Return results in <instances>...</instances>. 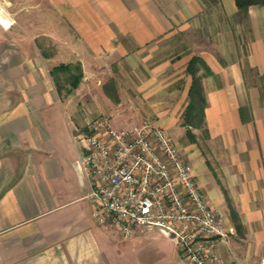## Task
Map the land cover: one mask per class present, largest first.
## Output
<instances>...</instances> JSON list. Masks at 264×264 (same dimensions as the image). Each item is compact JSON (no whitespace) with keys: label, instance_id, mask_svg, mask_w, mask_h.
Returning <instances> with one entry per match:
<instances>
[{"label":"crops","instance_id":"0c3cea01","mask_svg":"<svg viewBox=\"0 0 264 264\" xmlns=\"http://www.w3.org/2000/svg\"><path fill=\"white\" fill-rule=\"evenodd\" d=\"M216 1L221 43L196 52L211 72L202 77L204 128L216 169L213 173L204 161L195 175L234 229L226 243H217L221 264H257L264 256V7H249L240 16L234 0ZM44 2L57 24L47 14L42 31L34 16L26 25L14 18L8 30L0 25V264H186L171 238L159 232H137L124 240L112 226L95 221L91 188L79 166L82 150L73 138L80 122L58 95L50 70L60 63H79L84 74L114 64L131 67L130 54L145 63L157 44L196 28L201 1ZM243 27L245 49L237 40ZM39 39L55 40L65 55L45 56ZM187 50L168 66L172 74L165 86L161 70L154 74L156 89L160 86L154 98L167 102L155 109L157 124L174 141L184 128L191 83L176 73L196 54ZM246 70L255 73V81ZM111 113L115 127H129L128 111Z\"/></svg>","mask_w":264,"mask_h":264},{"label":"built area","instance_id":"2783aa9c","mask_svg":"<svg viewBox=\"0 0 264 264\" xmlns=\"http://www.w3.org/2000/svg\"><path fill=\"white\" fill-rule=\"evenodd\" d=\"M0 7V25L14 19ZM7 25V26H6ZM81 167L95 203L93 218L126 240L137 232L170 236L186 264H221L215 253L234 229L217 213L196 182L191 165L161 128H116L107 119L76 129ZM257 264H264L261 256Z\"/></svg>","mask_w":264,"mask_h":264},{"label":"rangeland","instance_id":"374dc122","mask_svg":"<svg viewBox=\"0 0 264 264\" xmlns=\"http://www.w3.org/2000/svg\"><path fill=\"white\" fill-rule=\"evenodd\" d=\"M200 1L204 10L202 18L196 21V28L191 29L189 32H184L181 35H176L173 38L169 37L157 44L158 49L155 52H147V61L145 63H143L142 60L139 61L135 54H130L131 67H124L123 64H114V66L109 69L87 70L88 72H86V74H84V70L81 67L83 78L79 87L81 86L82 89L77 96L74 95V92L71 96H65L64 90L66 85L63 83L62 76H60V85L62 87L64 86V89H62V98L67 101L68 108L74 110L75 117L77 121L79 120L80 122L77 126L78 129L81 128L86 130L88 125L92 122L103 119H107L109 123L115 127L111 113L112 110L121 111L125 109L130 114V119L128 120V122H130L128 123L129 127L140 125L143 121H146L152 127L163 129L168 138L178 149L180 156L185 162L192 166L194 175L195 169H197L195 166L202 168L204 161H206V166L210 171L213 172V170L216 169V166L212 163L213 157L211 151L205 142L208 139L206 128L188 129L184 127L181 122V126L184 128L181 130L177 128L180 130V133L177 134L176 141H174L166 128L157 124L158 116L155 112L156 108L163 107L165 103L167 104V102L159 99L157 100V98L155 100L154 98V89H156L154 85L155 72H160L161 70L162 76L159 80H163L167 77L162 82V86H165V83L170 82L171 77L169 75L172 74V70H170L168 66L175 64L180 56L186 55L187 49L188 53L192 51L196 53L201 49H212L213 45L221 43L219 39L222 37H219L217 34V30L220 26L218 25L217 16L214 15L217 1ZM1 3L4 4L6 12L10 14L13 19L20 17L24 25H26V18L34 16L35 28L42 31V29H39V26L42 25L41 19L43 15L47 14L51 15V23L53 24L55 22V24H57L55 21L56 17H53V10L48 8L44 0H0V4ZM15 21L14 19V24ZM240 34L242 38L238 35L239 37L237 40L244 48L248 40V35L244 27L241 29ZM39 40V45L44 49L45 56L51 55L61 57L65 55L63 52L60 53L57 51L58 45L54 43L55 40L50 39L47 42H42L41 39ZM225 40L227 43V39ZM154 47L151 46L150 49L152 50ZM192 57L199 56L197 53L191 56L186 63V67ZM157 67H162V69H158ZM186 67L185 71L179 70L176 73L179 78H182V74L190 77L186 72ZM200 74L203 76L209 75L206 74L203 69H201ZM246 75L251 78L252 81H255V73L252 70H246ZM159 88L160 86H158L156 90ZM148 89H150V91L147 93L146 98L144 94ZM158 98L160 97L158 96ZM185 103L186 105L188 104V94ZM123 125L121 127L127 126ZM116 128H120V126ZM188 132H190L191 136L188 135Z\"/></svg>","mask_w":264,"mask_h":264},{"label":"trees","instance_id":"16d2710c","mask_svg":"<svg viewBox=\"0 0 264 264\" xmlns=\"http://www.w3.org/2000/svg\"><path fill=\"white\" fill-rule=\"evenodd\" d=\"M238 14L246 15L249 7H264V0H234ZM203 69L206 74L209 70L205 63L199 57H192L187 64L186 72L191 78L188 90V104L182 114V125L190 128H203L205 126V108L206 99L202 86V77L200 74ZM50 76L55 85L58 95L62 98V89L60 79L62 76L65 83V96L71 95L80 85L83 78L82 69L79 63H60L50 70ZM262 85H264V74L261 76ZM188 135L191 136L190 132ZM191 138V137H190Z\"/></svg>","mask_w":264,"mask_h":264},{"label":"clouds","instance_id":"9594fccd","mask_svg":"<svg viewBox=\"0 0 264 264\" xmlns=\"http://www.w3.org/2000/svg\"><path fill=\"white\" fill-rule=\"evenodd\" d=\"M3 12H4V9L2 7H0V14H2Z\"/></svg>","mask_w":264,"mask_h":264},{"label":"water","instance_id":"95a60500","mask_svg":"<svg viewBox=\"0 0 264 264\" xmlns=\"http://www.w3.org/2000/svg\"><path fill=\"white\" fill-rule=\"evenodd\" d=\"M168 238H171L170 236H168Z\"/></svg>","mask_w":264,"mask_h":264}]
</instances>
